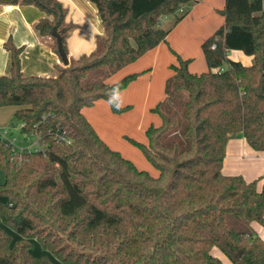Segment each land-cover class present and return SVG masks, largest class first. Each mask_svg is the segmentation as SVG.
<instances>
[{"label":"trees","instance_id":"1","mask_svg":"<svg viewBox=\"0 0 264 264\" xmlns=\"http://www.w3.org/2000/svg\"><path fill=\"white\" fill-rule=\"evenodd\" d=\"M89 1L104 35L94 52L58 66L55 77L26 76L21 49L6 44L12 65L0 76V108L16 107L13 125L24 123V132L47 117L42 127L65 131L72 144L47 138L48 158L19 160L0 139V264H56L33 254L35 240L61 264H223L215 248L232 264H264V240L254 228L264 225L262 177L248 182L223 173L237 135L264 152L263 0H226L224 24L202 43L208 71L193 73L182 58L173 67L154 109L162 123L148 129L149 145H140L157 176L113 150L83 110L99 100L115 113L127 110L118 96L139 74L114 84L109 78L168 42L162 22H180L196 0ZM0 4L40 8L47 17L36 29L59 55L56 28L68 54L74 25L61 2ZM231 51L253 57L252 64L230 59Z\"/></svg>","mask_w":264,"mask_h":264},{"label":"crops","instance_id":"2","mask_svg":"<svg viewBox=\"0 0 264 264\" xmlns=\"http://www.w3.org/2000/svg\"><path fill=\"white\" fill-rule=\"evenodd\" d=\"M58 1L66 10V23L74 25L66 41L68 57L79 59L82 56L90 55L96 50L99 37L104 35V28L96 6L89 0ZM225 3L226 0H196L188 15L180 22L177 23L175 17L165 19L162 22V27L170 31L168 42L161 43L138 61L122 69L121 71H124L123 78L130 74L147 71L144 75V80H148L147 86L152 87L154 83L159 85L163 81L166 82L174 75L172 65L175 57L172 49L186 58L192 55L191 48L198 53V47L224 24V18H219L217 12L224 9ZM8 5L11 4H0V76L10 75L12 55L6 44L11 41L16 48L21 49V67L26 76L55 77L58 73L57 67L64 65L60 56L53 49L52 38L41 35L36 29V26L47 17V14L33 5L12 4L13 9L7 10ZM231 52L241 53V51ZM231 52L229 53L230 59L240 61L244 65L252 64L253 57L249 56V59L245 60L241 55L231 56ZM125 70H130V74H126ZM190 71L199 73L196 72L197 70ZM206 71H208V67ZM114 77L115 75L110 77L108 82L116 83L113 82ZM125 94L126 91L119 94L121 101ZM103 101L105 100H99L95 106ZM93 107L85 108L83 113L101 138H104L98 130L96 120L90 113ZM15 109L17 110L16 107ZM1 120V127L9 126L5 124L6 119L1 118ZM223 173L229 176L242 175L248 182L262 177L258 186L260 189L263 188L264 152L253 150L243 135H237L228 142ZM254 228L264 240V225L254 224ZM213 254L220 258L223 264H232L218 248L213 250Z\"/></svg>","mask_w":264,"mask_h":264},{"label":"rangeland","instance_id":"3","mask_svg":"<svg viewBox=\"0 0 264 264\" xmlns=\"http://www.w3.org/2000/svg\"><path fill=\"white\" fill-rule=\"evenodd\" d=\"M221 11L222 10H218V17L224 18ZM172 51L175 57L172 65L173 72H175L173 67L179 64V58H182L183 60H190L189 70H197L196 72L199 73L207 70V65L202 50V44L200 47H198V53H196L195 49L191 48L192 55H190V57L188 58L184 57L181 53L174 51V49H172ZM236 53L238 52H231V56L241 55L245 60L249 59V56L245 55L243 52H241L240 54ZM130 72V70H125L126 74H130ZM146 72H138V78L131 83L133 86H130V84L126 89L122 91H126V94L122 101L121 97L118 96L120 99V105L122 107H128L127 110L122 113H115L111 110L110 105L107 102L103 101L97 104V106H95V103L93 105L94 107L92 106L93 108L90 110V113L96 120L99 132H101V134L104 136V138L102 139L107 144L109 142L108 145L113 150L121 152V154L125 158L132 161L139 169L157 176L159 174V171L147 158L140 145L148 146V129L151 126L158 127L162 123L161 117L159 116V114L154 112V109L166 97L167 81H163L162 83H159V85L154 83L152 87H150L149 85L147 86L148 80H144V75ZM123 76L124 71L116 73L113 82L120 81ZM15 110L16 109L14 106L0 108V124L2 122L1 118L7 120L5 123L7 125L16 123V119L14 116ZM4 182L5 174L0 170V183ZM0 201L4 202L5 200L0 199ZM5 228L10 233H12L14 238L17 237L11 229L7 227ZM32 252L35 256L45 255L56 264H61L50 252L45 251L36 240L33 241Z\"/></svg>","mask_w":264,"mask_h":264},{"label":"built area","instance_id":"4","mask_svg":"<svg viewBox=\"0 0 264 264\" xmlns=\"http://www.w3.org/2000/svg\"><path fill=\"white\" fill-rule=\"evenodd\" d=\"M6 9H13V5H8ZM262 9L264 11V0ZM183 12L184 10L181 9L180 13ZM46 119L47 117H44L40 124H36L30 131L26 132L23 131L25 128L24 123L11 124L6 127L0 126V139L6 143L13 155L18 157L19 160L30 153H41L44 158H48L50 146L47 138L66 146L71 145L72 141L65 131L43 128L42 125L46 122Z\"/></svg>","mask_w":264,"mask_h":264},{"label":"water","instance_id":"5","mask_svg":"<svg viewBox=\"0 0 264 264\" xmlns=\"http://www.w3.org/2000/svg\"><path fill=\"white\" fill-rule=\"evenodd\" d=\"M52 34L56 38L57 45H58V52L62 60V63L64 66H68L70 63V58L68 57V54L64 50L62 37L60 36L56 28L53 30Z\"/></svg>","mask_w":264,"mask_h":264}]
</instances>
